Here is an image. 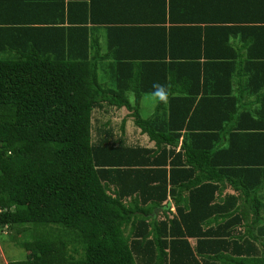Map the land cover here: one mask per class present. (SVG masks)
<instances>
[{
	"label": "trees",
	"instance_id": "16d2710c",
	"mask_svg": "<svg viewBox=\"0 0 264 264\" xmlns=\"http://www.w3.org/2000/svg\"><path fill=\"white\" fill-rule=\"evenodd\" d=\"M48 1L0 29V238L12 232L27 252L8 264H264V54L240 60L231 43L264 52V0H222L260 24L256 40L252 28L201 26L200 0L180 11L179 0ZM101 25L108 53L98 59ZM216 39L229 59H213ZM106 59L119 71L109 88L98 73ZM237 72L248 74L243 92ZM154 82L169 102L143 118ZM103 104L133 111L154 147L107 125L94 139ZM227 187L236 194L220 198ZM242 226L261 247L243 250Z\"/></svg>",
	"mask_w": 264,
	"mask_h": 264
},
{
	"label": "crops",
	"instance_id": "0c3cea01",
	"mask_svg": "<svg viewBox=\"0 0 264 264\" xmlns=\"http://www.w3.org/2000/svg\"><path fill=\"white\" fill-rule=\"evenodd\" d=\"M68 1L69 0H64L65 5L68 3ZM74 1H81V0H74ZM104 1H105V8L104 9H106L107 6L111 5V0H104ZM179 2H180V4H178L179 6L176 7L178 11L181 10L180 6H183L184 8L185 7L189 8V7H192V4L194 3L193 0H179ZM22 3H24L26 5L21 8L20 5ZM29 3H31V4L32 3H35V4L49 3V1L48 0H28V1H26V0L25 1H23V0H0V20H3V22H0V29H8V28L15 27V26L17 27L18 25L15 24L17 22H15L14 20H16V19L18 20L20 18V16L24 12H26V7H29ZM197 3H200V5L197 7L195 6V8L193 7L194 11L195 10L200 11L201 17L204 16V18L209 19L207 21L206 20L203 21V24H201V26H203V27H205L206 25H209L210 27H218V28H224V27L252 28V27H257L258 25H260V24H253L248 19H243L240 16L241 9H239V7H236L238 10L234 9L235 6H232L230 4H224V2L222 0H200ZM234 5H236V4H234ZM196 11H195V13H196ZM53 14H56L57 17L60 16L58 11H51L50 13H44V16L47 15L49 18H52ZM196 15H197V13H196ZM196 15L195 16L190 15L191 17L189 16V18H195ZM189 22L195 23L194 21H189ZM189 22L186 23V24H188L187 26L192 25V24H189ZM30 25H32V24H30ZM34 25H44V24H34ZM194 25H196V24H194ZM96 27L97 28H95L96 31L94 32V37L98 38L99 42H100V52L98 53V59H100V56H104V55H106V53H108V50H107V42H108L107 27L108 26L107 25H101V26H96ZM256 34H257V31L253 30V28H252V29H249L248 35H246V37H251L253 40H256ZM2 40H3V37L0 36V43H2L1 42ZM179 42L181 44H184L185 47L186 46L189 47L188 44H185L181 41H179ZM215 42L218 44L215 45L216 50L212 51V53L214 52L213 53L214 55H212L213 59H226V58L229 59V56L228 57H224V56H226V55L232 56L233 52L226 51L225 48L220 45V43H223L224 41L220 42L219 39H216ZM243 42H244V40H240V38H233V40H231V43L233 45H235V50H236V53H237L240 60H242V59L243 60L254 59V57H256V56H254L253 54H257V55H263L264 54L263 48L261 51L257 52L255 50L256 47L254 48V47H251L250 45H247L245 47ZM212 44H215V43H212ZM191 54L196 55L197 52H191ZM218 64H220V63H218ZM238 71H240V70H238ZM98 73H99V78H100L101 83L109 88L112 86L111 77L114 76L115 74L119 73V71H117V70L114 71V67L112 65V60L106 59V60H100ZM242 74L245 75L243 79H240V72H237L235 74L236 79L234 80V83H233V89L235 91H239V92L242 91L243 92V90H242L243 86L245 84H247V75L248 74L246 72H242ZM239 82L242 84V86L239 84ZM175 86H177V88H180V84H176ZM221 90H229V83L226 82V84L221 86ZM129 98L131 101H133V95H130ZM145 99H147V96L142 98L140 107L143 106L142 103L144 102ZM252 101H255V97L244 94V100H243L244 104L248 103V102H252ZM150 103H151V105H153L152 108H156L157 104H154L151 101H150ZM109 107L118 109L117 107L108 106L107 104H103V107H100V108L105 109V108H109ZM252 108L254 110H256L258 107L253 106ZM125 120H126L125 123H127V128L130 126L131 123H134L133 119H131V118L128 121H127V119H124V121ZM244 124L245 125H248V124L252 125V121H250V120L244 121ZM113 133L116 135V138H118V139H119V137H122L128 145H131V146L139 145V146H143L146 148H153L154 147V143L151 142L150 140H149V142L144 143L143 145L140 143V142H142V140H141L142 138H148V136L146 134H143L141 132V130L140 131L134 130L130 134H129V132L124 134V130H123V133L121 134V136H118L114 131H113ZM183 134H184V132H183ZM182 139L180 140V144L176 149L177 152L180 151V149H181ZM226 194L234 195V194H236V192L231 187H227L224 190L223 194L220 196V198L223 199ZM169 202L171 204L169 215L172 218L175 215H177L176 214V207H175V205L171 199H169ZM252 215L253 214H250L251 219L253 218ZM247 224L251 225V228H249L250 229L249 231H251V234L253 233L254 237L259 236V232H258L257 227L254 226V224L252 225L251 222H248ZM244 225H246V222ZM235 231H236L235 235L239 238H242L239 240V244H241V246L244 247L243 250H245V248H246V250L252 249L253 248V245L251 244L252 242L255 243L257 245V247H258V245H259V247H261L259 244L260 242L254 241L252 239L251 234L246 232L245 226H242V227L236 229ZM244 239L246 241L242 243V241ZM189 240H190L192 245L196 244V239L191 238ZM234 247H237V246H234ZM3 257L4 258L1 257L3 259V263L8 264L9 259L7 258V255L3 256ZM6 261H8V262H6Z\"/></svg>",
	"mask_w": 264,
	"mask_h": 264
},
{
	"label": "rangeland",
	"instance_id": "374dc122",
	"mask_svg": "<svg viewBox=\"0 0 264 264\" xmlns=\"http://www.w3.org/2000/svg\"><path fill=\"white\" fill-rule=\"evenodd\" d=\"M141 108V115L143 118L150 117L155 108H152L153 105L150 103V99H145L142 103ZM133 111H130L126 108L116 109V108H97L93 112V138L96 139V132L97 129L103 127V125H107L104 129H112L118 136H121L124 130V134L127 132L132 133L134 130L140 131V128L136 126L135 123H131L130 126L127 128V121L131 118L134 121V118L131 116ZM129 117V118H128ZM132 121V120H131ZM124 123V124H123ZM130 128V129H129ZM142 145L144 143L149 142L148 138H142ZM159 219H162L164 215L159 211L157 214ZM13 233H3V239L0 238V264L3 263V256L7 255V258H10L13 261H21L27 258V252L25 249H22L16 246L12 241L10 236ZM5 252V253H4ZM2 257V258H1ZM8 262V261H6ZM6 264V263H5Z\"/></svg>",
	"mask_w": 264,
	"mask_h": 264
},
{
	"label": "clouds",
	"instance_id": "9594fccd",
	"mask_svg": "<svg viewBox=\"0 0 264 264\" xmlns=\"http://www.w3.org/2000/svg\"><path fill=\"white\" fill-rule=\"evenodd\" d=\"M169 95V90L164 85L154 82L153 91L147 94V98L154 104L166 105L169 102Z\"/></svg>",
	"mask_w": 264,
	"mask_h": 264
}]
</instances>
